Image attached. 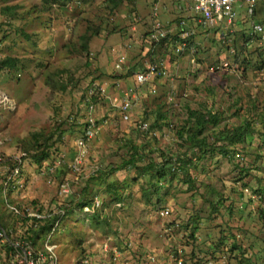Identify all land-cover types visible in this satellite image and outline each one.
<instances>
[{
    "label": "rangeland",
    "instance_id": "obj_1",
    "mask_svg": "<svg viewBox=\"0 0 264 264\" xmlns=\"http://www.w3.org/2000/svg\"><path fill=\"white\" fill-rule=\"evenodd\" d=\"M155 4L158 19L168 26L192 12V0H125L116 10L109 7V0H72L66 5H49L45 0H0V60L12 56L21 61L15 70L0 67V91L11 99V105L0 108V150H25L24 144L32 132H51L61 123L66 131L52 148L53 158L64 155L65 166L52 176H43L38 165L33 164L28 195L23 199L28 203L34 200L45 210L59 207L60 202H65L58 195L60 185L65 180L71 182L72 193L66 200L71 208L52 238L54 252L40 254L39 264H175L170 252L177 247L183 249L184 262L191 263L195 251L204 264L214 252V244L220 246L216 252H225L226 246L231 249L237 241L232 234L240 228L248 229L250 235L244 233L241 243H237L247 247L249 256L255 252V264H264V222L261 215L256 221L253 215L238 212V207L233 216L229 215L227 207L238 201L234 189L238 172L233 168L234 162L220 154L219 149L213 158L196 159L190 165L193 185L183 181L180 171L161 182L157 192L147 176L140 177L134 168H125L113 171L109 177L120 186L126 185L122 188L124 201L113 200L115 197L106 194L105 186L97 184L95 191L103 205L93 223L90 216L94 213L82 217L80 206L76 205L83 198L82 190L89 177L110 172L123 163L127 156L126 137L139 144H145V139L151 141L152 146L169 155L192 156L191 144L182 141L186 132L183 137L178 132L187 119L188 107L218 114V125H207L203 134L210 144L218 146L221 143L214 142L223 129L238 126L246 118L264 117L260 116L264 109V67L258 65L260 58L255 48L264 45V41L261 44L254 40L244 48L250 40L239 30L254 32L252 20L243 21L245 10H239L233 25H214L219 31L214 26L210 30L196 26V34L190 40L196 47L194 54H166V46H161L163 49L149 58L148 36ZM6 5L15 6L17 15L4 14ZM254 19L264 26V2ZM98 25L102 26L101 33L92 38L88 54L81 48V36L90 31L89 26ZM223 32L227 34L222 39L225 43L219 40ZM233 49L235 53L231 52ZM121 53L127 58L117 68ZM219 60L229 62V68L211 70ZM139 61L146 68L149 61L158 63L166 73L153 76L139 88L141 102L129 120L119 117L106 102L98 106L97 118L106 114L107 118L100 123L101 133L88 143V154L79 170H74L70 165L81 132L79 127L73 129L61 121L71 120L72 115L84 118V92L94 82L107 88L111 96L119 85L132 86L135 74L128 77V68ZM97 76L101 78L95 79ZM62 83L68 84L67 90L60 89ZM162 94L169 101L163 107L168 118L153 128L157 98ZM145 109L154 112L147 120L143 119ZM142 121L149 123L148 131L138 125ZM259 142L258 138L249 137V157L253 158ZM222 198L225 199L214 212L212 202ZM165 208L170 209L169 216L160 215ZM174 223H179V227ZM170 225L175 226L173 236L166 232ZM192 232L197 240L192 238ZM79 239L83 244L78 243ZM221 240L223 243H219ZM7 258L12 264H20L18 256ZM240 258V250L235 251L230 264H240Z\"/></svg>",
    "mask_w": 264,
    "mask_h": 264
},
{
    "label": "built area",
    "instance_id": "obj_2",
    "mask_svg": "<svg viewBox=\"0 0 264 264\" xmlns=\"http://www.w3.org/2000/svg\"><path fill=\"white\" fill-rule=\"evenodd\" d=\"M262 0H193V15L188 20L182 19L177 25V30L180 33L184 42L178 44L174 54L181 55L187 51H191L192 54L196 52V47L189 43V38L196 33L195 26L200 25L208 29L215 28L219 25H233L237 19L239 10H245L246 17L252 20L254 27V33L264 35V26L260 24L254 17L257 14V6ZM153 23L152 30L148 36L151 55L149 58L157 54L159 50H162L164 44L162 39L167 36L169 31H174V26L168 28L158 19V4H155L152 13ZM217 25V26H214ZM214 26V27H212ZM212 27V28H209ZM226 33L220 34L221 39H225ZM264 38V36H263ZM233 52V50H232ZM127 56L121 53L116 62V67L121 68V64L126 61ZM230 63L227 61H220L211 66V70H225L229 68ZM166 73L163 68L153 61H149L147 70L136 73L135 83L132 86L122 88L120 85L114 88V95L107 93V88L101 86L99 83H92L88 87L86 95V117L83 120L84 133L80 135L75 142L76 152L72 165L74 170H79L84 158L88 154V143L93 140L101 131L102 125L98 122L96 111L98 106L106 102L110 107L116 110L125 120H129L134 116L139 102H141L140 85L149 82L155 75H164ZM114 98V101H113ZM11 105V99L9 96L0 91V108L2 106ZM139 126L145 131L149 130V123L142 122ZM1 143V141H0ZM30 153L27 150H19L13 152H7L0 150V208L6 213H13L20 221H16V226L7 227L0 216V264H12L8 261V256L20 257V264H39L42 253L38 252V257L34 256L35 250L32 243L24 239L12 240L11 235H20L26 233L30 227L33 226V220H47L49 218H56L50 234L45 241V248L48 252H54V244L52 238L55 236L58 227L61 222L68 216L70 203L67 204L66 200L72 193L70 180H65L60 185L58 195L60 198L65 199V202H60V206L53 209H43L39 204H36L34 200L32 202H24L23 199L27 197V190L30 187V178H32V172L30 168L34 165L28 161ZM236 159L241 160L246 168H249L252 172L257 171L254 158L249 155H244L241 152L235 154ZM61 155L59 158H55V161H45V164L41 170V175L52 176L56 173V170L65 166L66 160ZM180 161L176 162V167H181ZM264 178V174H261ZM49 181H52V177H49ZM238 193V201L236 205L243 210L246 216H250L249 213L255 217L261 215L264 222V180L262 182H255L251 177L238 181L236 183ZM93 206L80 207V213L82 217L85 215L93 214L97 208L102 207V200L96 196ZM120 203V202H118ZM171 211L169 208L161 209V216H169ZM30 222V223H28ZM179 227V223H174ZM37 226V224H34ZM175 226L170 225L167 227L166 232L168 236H173V229ZM234 238L236 242L231 246L239 245L241 243L244 232L242 229H238ZM250 235V234H249ZM238 242V243H237ZM242 246V245H241ZM220 247V246H219ZM219 247H212L214 252L211 253V257L206 260L204 264H230V260L239 249H229L227 246L223 251H217ZM245 247V246H244ZM231 250V251H230ZM216 252V253H215ZM183 249L175 248L170 252V256L173 258L175 264H184L182 259ZM7 258V259H6ZM152 259H155L152 257Z\"/></svg>",
    "mask_w": 264,
    "mask_h": 264
},
{
    "label": "trees",
    "instance_id": "obj_3",
    "mask_svg": "<svg viewBox=\"0 0 264 264\" xmlns=\"http://www.w3.org/2000/svg\"><path fill=\"white\" fill-rule=\"evenodd\" d=\"M70 1L72 0H45L46 4L49 5L52 4L66 5ZM124 1L125 0H109L110 2L109 7L112 10H116L119 6H121L124 3ZM261 2H264V0H262ZM259 5L257 6V10ZM16 12H17V8L15 6L6 5L3 8V13L9 14L12 17L17 15ZM193 12L194 11L192 9V14L181 15L176 19L175 22H173L175 24L173 25L170 24V26H168V28H170L171 26H174L175 28L174 31H169L167 36L162 39V43L164 44V46H166V48H164L166 54L168 53L175 55L174 52L178 44L184 42V39L181 38L180 33L177 30V25L180 23L182 19L188 20V18L193 15ZM89 29L90 31H87L81 36L82 39L81 48L83 49V51L87 52L88 54L90 53V42L94 36L96 35L98 36L101 33L102 26L101 25L89 26ZM215 29L218 30L217 28ZM241 32H242V36L247 35V39L250 40V42L248 41L249 45L250 43L254 42V40L259 41L261 39L258 34L255 33L248 34V32H246V30L244 29L242 31H239V33ZM23 34L27 39L31 38L30 34H28L27 32L24 31ZM195 34L189 38L188 40L189 43L191 38H193ZM246 46L247 44H244V48ZM255 48L260 58L258 61L259 63L258 65L259 67H264V45H257ZM148 53L149 55H151L150 51ZM152 58H154V56H152ZM20 63H21L20 58L6 56L5 58L0 60V67L2 69L15 70L20 67ZM146 70L147 68L142 61H139L135 64L131 63L130 67L128 68L127 75L129 77L134 74L136 75V73L143 72ZM127 75L124 77H127ZM100 78L101 76H97V78L95 79H100ZM95 79L93 81H95ZM148 83L149 82H146L140 85V87L142 88V86L144 87ZM67 88H68V84L66 83H62L60 86V89L63 91L67 90ZM87 91L84 92V96H83L84 102L86 100ZM166 96L167 95L164 96V94H162L157 98L158 100L157 110H156L157 119L151 124L153 128L160 127L161 125H163V123L159 121L160 120L162 121L164 119L166 120L168 118L167 112H163V107L168 101L166 99ZM255 107H257V104H255ZM186 110L188 114L187 119L185 123L180 127V130L178 132L182 137H183V133L186 132L187 136L186 138H183L182 141L183 142L185 141L187 144L188 143L191 144V148H192L191 150L194 153L192 156L178 157L175 156L174 154L169 155L168 153L160 151L156 147L152 146L150 144L151 141L145 139V144H139L136 140L126 137L124 139L125 140L124 154H127V156L123 159V163L119 165L116 169H111L110 172H101L96 176L89 177V179H87V183L85 184L82 190L83 198L76 205L80 207L93 206L95 202L94 199L97 196V192L95 191V186L97 184L105 186L106 194H110V195L112 194L115 197L113 200L124 201L125 198L123 196L124 192L122 191V188H124L126 185L120 186L118 183L115 182V180L110 181L109 177H111L110 174L113 173V171L125 169V168H134L137 175L140 177L147 176L149 178V181L150 182L152 181V186L156 189L157 192L161 188L160 187L161 182L165 183V181L169 177L171 176L173 177L177 173H180V171L182 172L183 181L189 185H193L195 183V180L192 179L189 169L190 165L194 163V160L196 159L201 160L203 158H208V157L213 158L217 149H219L220 154L224 155L226 158L234 162L233 168L235 169V171L238 172L236 183L248 177H251V179L255 180V182H262L264 180V178L261 176V174H264V117L258 119L254 118L251 120L246 118V120H244V122L240 123L238 126H235L231 129H223L219 133L220 136H218V138H216V141L214 142V143L220 142L221 144L218 146L216 144H210L206 136L203 135L204 131L207 129V125L209 124L218 125L219 123L218 114L213 113V111L209 109H197V108L188 107ZM260 112H261L260 116H264V109ZM152 113L154 112L150 113L148 112L147 109H145L143 119L147 120L149 118V115ZM83 115L85 118L86 111L84 112ZM70 117L71 120H67L66 118L61 122H65V123L67 122L72 126L73 129H77V127H79V130L82 135L84 133L85 123L83 121L82 122L80 121L83 120L84 118H79L76 115H72ZM119 117L122 118L121 115ZM104 118H107V114L103 118H98V122L101 123V121ZM258 120L259 122L256 123V121ZM140 123H138V125ZM65 132L66 131L62 128V123L56 126L55 129L52 130L51 132H45L44 130L32 132L29 139L24 144V149L30 153L28 161H30V163L34 165H38V167L41 168L44 166L45 161H51L52 159H55L53 158L54 154L52 152V148L54 147L57 141L62 139ZM249 137L252 140L258 138V140L260 141L259 146L257 147V151L253 154V158L255 160L254 164L257 167L256 172H252L249 168H246L244 166V163H242L241 160H238L235 157L236 156L235 154L237 152H241L244 155H249V153L252 152L250 147L248 148L249 145H247V141ZM231 146H233V148H231ZM177 161H180L182 163L181 167L179 168L176 167ZM234 189H237V187ZM160 199L161 198H159V200ZM224 199L225 198H222L217 202L214 203L212 202L214 212L218 211L219 206L220 204H222V200ZM235 207H237L235 201L232 202L227 207L230 216H233L236 213ZM49 209H53V208H49ZM99 209L100 208H97L94 214L90 216V220H92L91 223H93V221L95 220H98L99 216L97 214ZM238 209H239L238 212L240 213L242 212L244 214L243 210H241L240 208ZM249 215H252V213H249ZM0 216L8 228L11 226H16V221H20L13 213L8 214L5 211H3L1 208H0ZM257 216L259 215L255 216L256 221H257ZM55 220L56 218H49L47 220L34 219L33 226L30 227V229L25 234L24 233H21L20 235L13 234L10 236V238L12 240L24 239L30 241L35 250V254H34L35 257L38 256L39 251H44L45 253L46 252L48 253V250H46L45 248V241L52 230ZM34 224H37V226H35ZM240 229H242V231L245 233V236L249 237L250 232L248 229H244V228H240ZM191 236L192 238L197 240L194 232H192ZM233 236L234 235L232 234V237ZM223 238L224 237H222V239ZM78 243L83 244V240L79 239ZM219 243H223V240L219 241ZM215 246L219 247V244H214V246L212 247L215 248ZM235 248L239 249L240 253L242 254V258L239 259L240 264H255L254 261L255 252L252 253V256H249L248 249L246 246L243 247L241 245H234V247L231 248V250ZM237 257L238 256H236V258ZM191 259H192L191 263H188L186 261L184 262V264H203V261L200 259V257L195 251L193 252Z\"/></svg>",
    "mask_w": 264,
    "mask_h": 264
},
{
    "label": "clouds",
    "instance_id": "obj_4",
    "mask_svg": "<svg viewBox=\"0 0 264 264\" xmlns=\"http://www.w3.org/2000/svg\"><path fill=\"white\" fill-rule=\"evenodd\" d=\"M243 17H244L243 21H244V20L246 21V20L248 19L246 16H243ZM236 21H237V19H236ZM236 21H235V22H236ZM256 21L260 22V20H257V19H256ZM235 22H234V23H235ZM220 26H221V25H219L217 28H220ZM218 31H219V30H218ZM239 31H241V30H239ZM235 32H236V31H235ZM253 33H254V32H253ZM255 34H256V33H255ZM226 35H227V34H226ZM259 35H260V34H259ZM260 38H261V39H260L258 42H260V43L262 44V42L264 41V38H263V36H260ZM219 40H221V41H223V42L225 43V41L222 40L221 38H219ZM246 44H249V42L246 43ZM231 52H232V50H231ZM232 53H235V50H234V49H233V52H232ZM220 61H221V60H219V62H220ZM217 63H218V62H217Z\"/></svg>",
    "mask_w": 264,
    "mask_h": 264
},
{
    "label": "crops",
    "instance_id": "obj_5",
    "mask_svg": "<svg viewBox=\"0 0 264 264\" xmlns=\"http://www.w3.org/2000/svg\"><path fill=\"white\" fill-rule=\"evenodd\" d=\"M192 3H193V0H192ZM191 9H192V7H191ZM190 14H192V12H191ZM241 23H242V22H241ZM241 23H240V24H241ZM241 27H242V26L240 25V28H241ZM69 219H71V218H69Z\"/></svg>",
    "mask_w": 264,
    "mask_h": 264
}]
</instances>
